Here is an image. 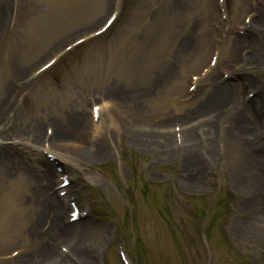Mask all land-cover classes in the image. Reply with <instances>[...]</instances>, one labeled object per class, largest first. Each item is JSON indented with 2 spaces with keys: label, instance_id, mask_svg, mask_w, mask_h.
<instances>
[{
  "label": "rangeland",
  "instance_id": "obj_1",
  "mask_svg": "<svg viewBox=\"0 0 264 264\" xmlns=\"http://www.w3.org/2000/svg\"><path fill=\"white\" fill-rule=\"evenodd\" d=\"M116 2L0 0V264H264V0Z\"/></svg>",
  "mask_w": 264,
  "mask_h": 264
},
{
  "label": "bare ground",
  "instance_id": "obj_2",
  "mask_svg": "<svg viewBox=\"0 0 264 264\" xmlns=\"http://www.w3.org/2000/svg\"><path fill=\"white\" fill-rule=\"evenodd\" d=\"M119 1V0H118ZM118 5H119V2H118ZM223 90V89H222ZM120 104V103H119ZM132 123H134L133 125H135L136 127H138V125H137V123H138V121H136V120H134ZM75 125V126H74ZM81 126H82V123L77 119V121H75L74 120V122H73V127H75V129H81ZM57 131H58V129H57ZM53 132V134H52V136L50 137V139H49V141H48V143L49 144H56V143H59L60 142V138H59V136H58V133L59 132ZM64 130H62L61 131V133L63 132ZM27 138H26V140H27V144H25L24 142H20V144H22V145H29V146H31L30 148L32 149V148H36L38 145H40V143L42 142L43 143V141H44V138L42 139L41 138V134H39L38 133V131H35V132H31V133H29V134H26L25 135ZM139 138V137H138ZM51 140L53 141L52 143H51ZM140 140L143 142V139H141L140 138ZM162 145H163V142H162ZM50 148V147H49ZM62 183H64V182H62ZM60 191H62V190H60ZM13 196H14V190H12V191H10V192H8V194H6L5 196H4V199L2 200V206H3V208H4V213L5 214H8V212L11 210V206H12V203H11V201H12V199H13ZM46 203L48 204H50V199L49 198H47L46 199ZM75 211V210H74ZM11 212V211H10ZM9 212V213H10ZM76 213V212H75ZM54 236H56V235H54ZM53 257H55V255H51V257L50 258H53ZM54 259V258H53ZM51 263V262H53V261H51V260H44V262L43 263ZM84 262L86 263V264H91V261L89 260V258L87 257V256H85V258H84Z\"/></svg>",
  "mask_w": 264,
  "mask_h": 264
},
{
  "label": "snow or ice",
  "instance_id": "obj_3",
  "mask_svg": "<svg viewBox=\"0 0 264 264\" xmlns=\"http://www.w3.org/2000/svg\"><path fill=\"white\" fill-rule=\"evenodd\" d=\"M109 23H111V21H109Z\"/></svg>",
  "mask_w": 264,
  "mask_h": 264
}]
</instances>
